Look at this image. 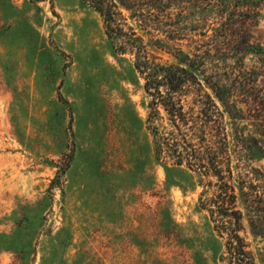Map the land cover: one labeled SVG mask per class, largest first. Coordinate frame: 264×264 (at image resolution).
I'll return each mask as SVG.
<instances>
[{"label": "rangeland", "instance_id": "374dc122", "mask_svg": "<svg viewBox=\"0 0 264 264\" xmlns=\"http://www.w3.org/2000/svg\"><path fill=\"white\" fill-rule=\"evenodd\" d=\"M251 34L264 48V11ZM148 101L82 0H0V264H219L198 176L154 159ZM255 128L230 147L264 167Z\"/></svg>", "mask_w": 264, "mask_h": 264}, {"label": "trees", "instance_id": "16d2710c", "mask_svg": "<svg viewBox=\"0 0 264 264\" xmlns=\"http://www.w3.org/2000/svg\"><path fill=\"white\" fill-rule=\"evenodd\" d=\"M82 1L143 82L155 161L198 176L199 208L223 241L219 264H264V167L245 162L244 140L235 150L229 141V128L253 119L264 146V48L251 41L264 0ZM188 16L203 40L189 35ZM234 100H251L247 113Z\"/></svg>", "mask_w": 264, "mask_h": 264}]
</instances>
